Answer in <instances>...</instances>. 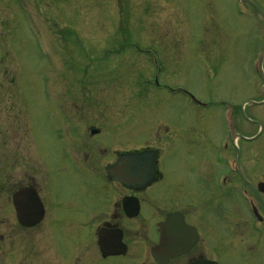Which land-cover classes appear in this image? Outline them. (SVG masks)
<instances>
[{
  "label": "rangeland",
  "instance_id": "rangeland-1",
  "mask_svg": "<svg viewBox=\"0 0 264 264\" xmlns=\"http://www.w3.org/2000/svg\"><path fill=\"white\" fill-rule=\"evenodd\" d=\"M241 15L235 0H0V264H96L94 252L86 261L74 257L92 248V209L53 217L50 205V216L26 229L9 191L34 166L49 204L55 193H103L105 164L146 147L159 150L165 177L156 216L187 206L207 238V255L264 264L259 246L246 248L251 224L242 180L225 163L237 155L227 138L231 112L238 133L260 132L235 144L246 176L255 184L264 179V104L245 103L264 99L254 69L262 39L255 18ZM92 128L101 133L90 141ZM113 187L105 188L109 199ZM150 193L143 194L145 228L133 237L138 253ZM72 205L65 209L81 208Z\"/></svg>",
  "mask_w": 264,
  "mask_h": 264
},
{
  "label": "flooded vegetation",
  "instance_id": "flooded-vegetation-1",
  "mask_svg": "<svg viewBox=\"0 0 264 264\" xmlns=\"http://www.w3.org/2000/svg\"><path fill=\"white\" fill-rule=\"evenodd\" d=\"M105 165H107V163ZM22 178L23 180H22V183H20L19 188L22 189V188H27V187H34L39 193V195L41 196L42 201L45 205V209L48 211L50 204H49V201L44 196H42V193H41L42 183L39 180H37V178H35L33 175L31 174L29 175L28 172L24 173ZM163 180L164 179L162 178L160 182H158L157 184L150 185L149 187L146 188V190L144 189L143 191L139 189H134V190L125 189L119 184L114 183L115 187L120 191H115L116 197L110 198V199L107 198L108 194L101 193V194L92 195L90 197H85V196L72 197V198H68L64 200L65 205L70 203V204H74L72 206H81V208L71 207L68 210H63L64 213L69 211L72 213H76L77 216L78 215L80 216L82 213L88 212L92 209L95 212V214H92L90 216L95 217L94 221L98 223L97 226L105 223L107 225L106 229L112 230L113 226L115 227L121 226L122 220H124L125 215H124L123 197L125 195L134 196L138 199V202L140 203L139 215L140 217L141 216L144 217L146 213L144 211L145 207H144L143 194L151 192L150 196L148 197V201H150L149 211L151 212V214L149 215L150 223H149L148 235L146 236V238H143L144 240H142L143 243L140 249L141 252L143 251L145 253V257H140L141 252L138 253L139 244L136 243L137 240H134L133 238L134 235L136 236L134 226L132 228L129 226H126V228L123 227V240L127 244V251L125 253V256L123 257V255L121 256L111 255L107 258L100 257L101 254H100L99 248H96L97 251L95 253V256L96 258L99 256L97 258L96 264H107L106 262L107 260L114 261L116 259H123V258H125L124 261L126 262L123 264H157L151 255V247L158 242V234L156 232L154 223L157 219L162 220L165 217L164 215H167L175 211L181 212L184 215L186 222L191 225H194L197 228V232L199 234V240L196 243V245L192 247L187 253L181 255L180 257L170 259V262L168 264H190L193 261L203 260L204 258H208L211 260H217L218 262L224 261L223 257H220L219 253L207 255L206 253L207 246H208L207 238L204 235V231L202 227L199 224H197L195 220L191 218V212L190 210H188L187 206L177 207L176 205V208L174 206L173 208H170L166 210L165 212H162L161 215L156 216V211L154 210V208H156L155 202L158 200L157 197L161 191L160 184L164 182ZM165 184L168 186V182H165ZM10 192H12V189L9 191V193ZM256 195L260 200L261 215L264 220V195L258 194V193H256ZM166 200H169L167 193H166ZM52 203L54 205L56 204V202L54 201ZM97 206L99 207L97 209H94V207H97ZM194 211H197V209H194ZM197 212L199 213V211ZM129 221L135 222L136 220L134 218ZM141 227H142L141 229L144 230V224L141 225ZM263 239H264V233H263ZM89 243L93 244L94 242L90 240ZM134 244H138V245L136 247H132ZM263 245H264V240H263ZM88 249L89 250L84 248L82 252H78V254L76 255V259L86 261L88 258H91L89 257L90 253H92V251L95 252V248L93 246L92 248H88ZM129 250L131 252L134 251L136 255H134L133 257L127 256Z\"/></svg>",
  "mask_w": 264,
  "mask_h": 264
},
{
  "label": "water",
  "instance_id": "water-1",
  "mask_svg": "<svg viewBox=\"0 0 264 264\" xmlns=\"http://www.w3.org/2000/svg\"><path fill=\"white\" fill-rule=\"evenodd\" d=\"M155 157L156 152H142V153H130L122 155L117 163L112 167L108 168V176L109 178L119 180L123 183L128 184H136L139 186H145L147 183L152 182L155 179ZM30 195V194H29ZM20 194L15 195L14 201L15 206L18 211V219L23 225L31 226L39 222L44 214V211L41 205H36L32 208V211L28 210V215L23 217L21 215V204L23 202L19 199ZM31 196V195H30ZM32 197V196H31ZM28 202L31 200L29 196H27ZM33 199V198H32ZM34 202H36L33 199ZM172 217L167 223L163 226L162 237L160 245L157 246L156 250H158L159 254L164 253L167 254L168 249H172L175 251L176 248L181 247L182 235H187L186 228L180 222V220L176 221ZM168 231V235L164 238V235ZM178 235H180L178 237ZM180 251V249H178ZM173 254V253H172ZM168 257V254L167 256ZM202 264V263H200ZM203 264H213L203 262Z\"/></svg>",
  "mask_w": 264,
  "mask_h": 264
}]
</instances>
